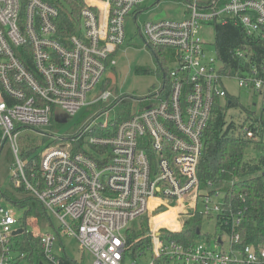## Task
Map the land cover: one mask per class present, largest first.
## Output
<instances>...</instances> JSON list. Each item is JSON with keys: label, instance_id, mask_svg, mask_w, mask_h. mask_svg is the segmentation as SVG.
<instances>
[{"label": "built area", "instance_id": "1", "mask_svg": "<svg viewBox=\"0 0 264 264\" xmlns=\"http://www.w3.org/2000/svg\"><path fill=\"white\" fill-rule=\"evenodd\" d=\"M147 1L83 0L79 26L63 36L53 0H0V140L13 154L10 177L16 185L24 181L42 205L46 224L50 218L59 223L56 235L33 228L44 259L60 264L52 249L56 236L66 233L92 257L91 264H125L127 226L146 217L149 264H264V245L238 247L243 211L225 209V192L209 182L202 187L198 176L204 133L215 107H226L229 99L223 79H236L264 106V65L259 73L252 66L234 77L221 74L215 56L197 37L203 25L231 22L264 40V0L181 1L184 19L138 25L152 7L144 6ZM127 18L145 46L170 51L164 58L174 65L152 94L134 101L139 108L130 118L111 121L110 112L124 98L109 91L110 80L103 76L125 44ZM86 107L99 111L74 134L55 137L41 130ZM233 124L236 137L264 138V122L250 115L239 130ZM22 130L47 139L32 183L19 158ZM189 214L214 221L219 233L189 247L167 241L165 234L180 233ZM163 215L165 220L155 223ZM21 216L0 195V264H21L15 263L12 243L13 232L23 230Z\"/></svg>", "mask_w": 264, "mask_h": 264}, {"label": "trees", "instance_id": "2", "mask_svg": "<svg viewBox=\"0 0 264 264\" xmlns=\"http://www.w3.org/2000/svg\"><path fill=\"white\" fill-rule=\"evenodd\" d=\"M197 1L201 5H207L216 0ZM217 1L224 3L227 0ZM52 4L59 11L57 25L61 34L69 35L76 26H79L83 0H53ZM214 30V53L221 74L234 77L247 72L252 66L259 73L260 68L264 65V40L260 38V35H247L240 25L231 22L224 25L216 24ZM150 50L158 62V74L163 81H166L168 69L163 56L164 49L150 48ZM238 53L243 57H239ZM135 73L145 74L150 73V70L136 67ZM229 101L230 103H228ZM133 104L131 98L121 102L120 112H118L119 121L133 115ZM146 105L144 102L142 107ZM237 106L238 101L229 97L226 107H215L204 133L203 155L198 166V176L202 187H207L209 182L212 188H221L225 192V209L230 207L233 212L243 211V221L238 229L240 232L238 247L247 244L262 247L264 245V141L263 139L260 142L245 141L241 137L235 136L233 123L226 127L227 110ZM34 133L29 131L21 133L18 140L19 158L24 162V174L29 183H32L33 178L38 175L40 149L47 141L45 137ZM5 145L0 140L1 167L2 163L6 164L9 161L14 163L13 154L10 148H5ZM252 146L262 153L257 161L246 157L248 149ZM80 148L81 146L77 147V149ZM4 149H6L5 162L1 160ZM12 164L10 163L8 166L11 167ZM1 182L0 179V195L22 214L19 224L24 231L12 238L13 251L16 253L15 263L48 264L44 259L36 231L32 232L28 227L30 220H35L36 225L41 227L46 226L47 215L42 205L33 193L26 189L23 180H20L19 185H16L15 180L10 177L8 185L4 189ZM204 220L199 214H189L182 231L166 233L165 239L189 247L190 243L203 236L201 226ZM148 231L147 221L141 222L137 229L127 228L125 231L127 258L136 260L149 252L147 251L150 248ZM219 231L216 227L215 233H219ZM205 237L209 241L214 235L206 234ZM60 264H82V262L63 255L60 258Z\"/></svg>", "mask_w": 264, "mask_h": 264}, {"label": "rangeland", "instance_id": "3", "mask_svg": "<svg viewBox=\"0 0 264 264\" xmlns=\"http://www.w3.org/2000/svg\"><path fill=\"white\" fill-rule=\"evenodd\" d=\"M179 0H161L159 3L156 0H148L144 3V6L147 8L148 6L152 7L149 11L140 15L138 20V25L142 24L147 20H182L183 17V6L179 4ZM125 31H126V41L125 44L118 50L115 60L116 65L113 69L107 70L103 78H109L110 87L109 91L113 93V95L128 99H133V102L137 100L146 99L150 94L153 93L154 89L157 88L162 81L161 76L158 74V62L154 57L151 50L145 46L142 38L137 33L136 26L131 21V19L127 18L125 22ZM197 37L202 40L206 46V50L210 55L215 56L214 53V38H215V30L213 26H201L198 29ZM169 55V52L164 49L163 56ZM167 68L170 69L173 67L174 63L172 60H166ZM142 67L150 70V73H142L136 74L135 68ZM223 88L225 89L227 95L231 98H234L238 101V106L229 108L226 114V121L229 123L232 121L235 123L237 130L242 126H245L246 117L248 115L258 119L259 121L264 122V106H262L261 98L258 94L253 93V91L249 89H243L238 87L237 80L234 78L223 79L222 81ZM100 86L97 87V90ZM134 102L133 110L136 112L139 108L138 104ZM225 104V101H223ZM97 106L103 107L105 104L99 103ZM96 107H86L83 108L78 115L74 118L68 119L63 124H53L51 127H44L43 130L46 133L53 132L55 137H65L69 134H74L85 122L88 118L97 113ZM118 112H120V106L116 107L109 114V119L113 121L117 116ZM29 132L34 133L31 130H27ZM27 131H23L27 132ZM35 134V133H34ZM264 139V138H263ZM5 148L9 149V146L6 144ZM1 157L2 161H6V153L5 150ZM262 156L261 151L256 150L254 146L250 147L246 153L247 159H253L257 161ZM12 164V162H8L6 164L2 163V167L0 166V179L2 183V188H6L9 182L11 170L8 165ZM167 215L159 216L154 221L157 224L162 223ZM147 221V226L149 229V222L147 218L137 219L128 224V228L137 229L141 222L144 223ZM32 227H30V231L34 232L33 228H39L36 225L35 220L28 221ZM59 223L54 218H50V223L46 224V226L41 229V232L51 233L56 235V229L58 228ZM201 234L203 236L199 237L196 242H205L207 243L208 235L215 234V222L212 220H204L201 226ZM60 246L63 247V251L60 249ZM53 253L57 256H67L76 261L82 262V264H91L92 257L84 250L81 249L78 242L73 236H68L66 233L59 234V238L56 236V241L53 244ZM134 259L128 258L125 260V264H132ZM151 261V253L147 252L145 256L140 257L137 262L139 264H149ZM24 264V263H21Z\"/></svg>", "mask_w": 264, "mask_h": 264}, {"label": "water", "instance_id": "4", "mask_svg": "<svg viewBox=\"0 0 264 264\" xmlns=\"http://www.w3.org/2000/svg\"><path fill=\"white\" fill-rule=\"evenodd\" d=\"M22 233H23V230L22 229H18V230L13 232V236L20 235Z\"/></svg>", "mask_w": 264, "mask_h": 264}, {"label": "crops", "instance_id": "5", "mask_svg": "<svg viewBox=\"0 0 264 264\" xmlns=\"http://www.w3.org/2000/svg\"><path fill=\"white\" fill-rule=\"evenodd\" d=\"M156 2H158V3H159V2H160V0H157Z\"/></svg>", "mask_w": 264, "mask_h": 264}]
</instances>
